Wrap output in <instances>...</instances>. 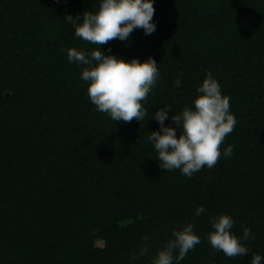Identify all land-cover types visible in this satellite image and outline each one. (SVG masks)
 Segmentation results:
<instances>
[{
  "label": "trees",
  "instance_id": "1",
  "mask_svg": "<svg viewBox=\"0 0 264 264\" xmlns=\"http://www.w3.org/2000/svg\"><path fill=\"white\" fill-rule=\"evenodd\" d=\"M98 3L0 0V264H151L188 222L201 241L180 264H250L264 254V0H154V32L101 44L158 63L147 114L131 122L97 110L86 66L67 57L69 47H99L64 19ZM209 70L237 117L220 145L233 154L191 177L164 170L148 140L159 129L152 114L164 103L170 115L193 106ZM221 212L238 236L250 226V253L229 257L209 243L210 216Z\"/></svg>",
  "mask_w": 264,
  "mask_h": 264
},
{
  "label": "clouds",
  "instance_id": "2",
  "mask_svg": "<svg viewBox=\"0 0 264 264\" xmlns=\"http://www.w3.org/2000/svg\"><path fill=\"white\" fill-rule=\"evenodd\" d=\"M154 12V0H99L95 11L84 10L81 23H77L72 14L64 18L73 25L75 36L99 45L90 51L69 47L66 52L69 61L86 66L81 71V79L88 82L91 102L114 121L131 122L133 118L140 121L145 117L147 112L142 101L156 86L160 71L151 55L143 60L137 56L126 59L110 51L105 53L100 45L112 39L126 41L136 28L151 34L156 29ZM181 84L182 77L178 75L174 85L180 87ZM196 92L193 106L186 104L171 115L170 104L158 107L152 117L159 129L150 131L148 136L157 151L160 167L179 169L189 177L204 167L214 166L222 154L225 157L233 154L234 145H227L223 153L220 145L237 123V117L230 111V96L222 92L220 82L210 70ZM166 119L173 123L166 124ZM204 211V205L199 204L194 214L199 216ZM210 223L206 238L213 248L229 257L250 253L243 242L255 239L250 226H244L242 235L238 236L232 231L235 220L226 212L210 216ZM194 229L192 222L174 228L172 237L151 258V264H180L189 250L201 241ZM250 264H264V254L251 253Z\"/></svg>",
  "mask_w": 264,
  "mask_h": 264
},
{
  "label": "water",
  "instance_id": "3",
  "mask_svg": "<svg viewBox=\"0 0 264 264\" xmlns=\"http://www.w3.org/2000/svg\"><path fill=\"white\" fill-rule=\"evenodd\" d=\"M83 21V14H80V15H78L77 17H76V22L77 23H81ZM5 95L7 96V97H10L11 96V92L10 91H6L5 92Z\"/></svg>",
  "mask_w": 264,
  "mask_h": 264
},
{
  "label": "rangeland",
  "instance_id": "4",
  "mask_svg": "<svg viewBox=\"0 0 264 264\" xmlns=\"http://www.w3.org/2000/svg\"><path fill=\"white\" fill-rule=\"evenodd\" d=\"M96 242H97V244L100 245V246L104 245V242H103V240H101V239H97Z\"/></svg>",
  "mask_w": 264,
  "mask_h": 264
}]
</instances>
